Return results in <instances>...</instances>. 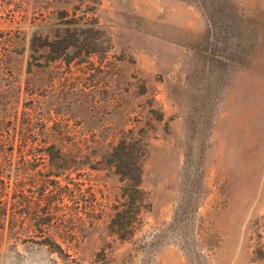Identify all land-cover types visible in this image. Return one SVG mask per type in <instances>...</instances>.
Wrapping results in <instances>:
<instances>
[{"label":"rangeland","instance_id":"1","mask_svg":"<svg viewBox=\"0 0 264 264\" xmlns=\"http://www.w3.org/2000/svg\"><path fill=\"white\" fill-rule=\"evenodd\" d=\"M122 137L150 205L126 240ZM64 171L100 213L60 253L33 237H65ZM0 264H264V0H0Z\"/></svg>","mask_w":264,"mask_h":264},{"label":"trees","instance_id":"2","mask_svg":"<svg viewBox=\"0 0 264 264\" xmlns=\"http://www.w3.org/2000/svg\"><path fill=\"white\" fill-rule=\"evenodd\" d=\"M87 1L94 6L98 5V0ZM145 158L146 152L143 145L131 137H122L107 158V163L114 169L122 184L119 200L112 208L113 214L108 225L110 232L119 240H126L132 236L136 225L141 223L140 215L150 208L145 193L141 189L142 163ZM60 178L64 183L60 180V187L54 185V190L56 196L60 197V233L65 237H60V246L52 243L47 235H38L33 238H36L37 244L50 250L57 249L62 253L61 244L77 242L73 233L75 221L82 220V217L90 219L89 217L99 215L100 212L96 192L91 185H86L82 180L73 183V179L66 171L60 173ZM25 193L23 186L18 187L17 198L22 199L25 208H30L33 202ZM43 216L32 219L42 222L43 219L48 218V215ZM21 218L25 221L28 217L23 215Z\"/></svg>","mask_w":264,"mask_h":264}]
</instances>
